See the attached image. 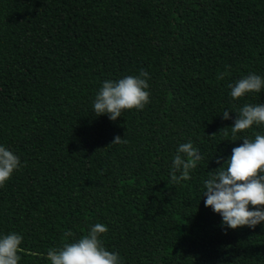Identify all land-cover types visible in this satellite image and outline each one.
<instances>
[{
  "label": "trees",
  "instance_id": "trees-1",
  "mask_svg": "<svg viewBox=\"0 0 264 264\" xmlns=\"http://www.w3.org/2000/svg\"><path fill=\"white\" fill-rule=\"evenodd\" d=\"M141 71L150 102L97 117L103 83ZM249 73L264 78V0H0V146L21 164L0 187V237H23L19 264H51L97 223L121 264H264V223L229 229L204 204V181L264 135L231 132L264 104V88L230 95ZM188 142L202 159L174 183Z\"/></svg>",
  "mask_w": 264,
  "mask_h": 264
},
{
  "label": "clouds",
  "instance_id": "clouds-1",
  "mask_svg": "<svg viewBox=\"0 0 264 264\" xmlns=\"http://www.w3.org/2000/svg\"><path fill=\"white\" fill-rule=\"evenodd\" d=\"M227 74L221 73L217 78L222 80ZM148 78L149 74L141 71L139 76L129 75L118 81L106 80L93 102L96 116L107 115L111 121H116L126 110H142L150 102ZM229 88L231 97L239 99L246 93L260 92L264 88V78L249 73L230 84ZM222 118L230 119V111L225 110ZM254 124H264V104L245 105L240 109L231 126L232 135L235 137ZM242 141L223 163L226 168H217L220 170L204 181L205 207L219 214L222 225L233 230L242 227L254 229L264 223V135L255 134L254 139L244 138ZM121 142L122 138L116 136L111 144ZM201 159L199 150L191 142L180 144L172 162V182L191 179L190 170L195 169ZM220 162L217 159V163ZM19 167V156L0 146V187L5 186ZM107 232L105 225L97 223L79 240L65 243L59 250L50 248L47 259L51 264H121L119 254L103 246L100 237ZM71 235V232L65 233V236ZM22 240L23 237L16 233L0 237V264H19L21 256L18 253L24 251L20 247Z\"/></svg>",
  "mask_w": 264,
  "mask_h": 264
}]
</instances>
